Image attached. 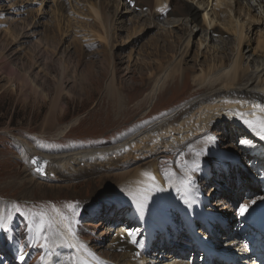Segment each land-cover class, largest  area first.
<instances>
[{
	"label": "rangeland",
	"instance_id": "obj_1",
	"mask_svg": "<svg viewBox=\"0 0 264 264\" xmlns=\"http://www.w3.org/2000/svg\"><path fill=\"white\" fill-rule=\"evenodd\" d=\"M41 1L0 0V206L4 208L0 222V264H79L80 259L71 240L87 255L105 252L106 257L101 255L104 261L95 259L98 264H137L143 250L146 257H156L154 253L161 251L166 255L172 254L159 242L168 233L173 234V225L165 226L164 232V229L156 231L148 241L144 220L135 203L121 199V196H131L137 191V185L130 187L132 182L136 184V179L131 181L128 176L123 179L120 184L125 180L126 184L129 183L125 189L130 191H121L116 188L120 184L102 178L112 174L116 166L115 157L99 163L89 161L88 165L74 162L73 169H56L53 174L45 169L38 171L33 160L40 154L63 155L116 145L145 128L168 108L190 97L188 95L193 93L195 86L192 71L188 70L183 81L178 74L175 81L159 93L151 104L152 109L146 100L152 87L149 75L170 58L181 30L173 27L172 20L162 17H152L154 23L149 20L146 9L153 0H148V3L144 0H91L101 7L109 28H102L94 19L86 5L90 0ZM176 1L169 0V3L173 5ZM197 16L193 24L186 22V26L196 33L190 39L187 62L183 66H193L202 24L200 10ZM244 16L240 14L238 19L248 23ZM251 23L246 24V40L241 49L248 50L245 56L250 54L248 60L253 67L259 60L264 63V57L253 61L252 58L257 57L251 56L257 45L258 30H264V25L254 27ZM24 30L33 34L27 42L22 39ZM224 39L222 43L218 39L215 42L204 41L194 69H199L205 59L201 54H205L207 62L229 56L232 36L224 34ZM214 44L219 51L210 47ZM62 66L65 71L60 86L57 80ZM107 83L119 89L122 103L106 92ZM69 122H72L71 127L63 136H57ZM235 127L225 131L224 127L214 126L206 136L212 145L225 146L224 151L236 148L239 152L237 144L240 140L252 137L239 126ZM216 131L222 135H215ZM216 136L221 140L216 142ZM181 149L186 151L179 155L175 153ZM34 151H38V155H33ZM199 153V147L189 145L178 146L168 152L139 155L130 168V174L135 178L133 173L136 171L133 170L141 172L140 168H143L145 172L153 161H158L160 173L174 168L180 173L189 162L202 161L201 156H197ZM244 153L242 157L237 156V163L230 165L227 171L224 166L229 162L224 166L210 167L204 192L211 187L209 182L218 173L219 185H227L236 196H245L244 186L238 190L240 186L235 184L234 177H229L248 164ZM163 180L172 181L174 178L163 173ZM202 180L204 178L200 180L201 184ZM214 191L216 189H212L210 194ZM14 204L19 206V212L12 207ZM68 204L76 205L78 214L74 215L66 207ZM53 209L62 217L57 216ZM40 212L54 220V227L45 230L49 237L47 247L40 246L43 241L36 234L39 217L32 215ZM64 224L69 230L68 237L62 231ZM181 230L180 227L177 235ZM122 238H130L134 244L130 250L135 254L132 257L124 256L126 249L118 246V240ZM57 241L65 245L61 247L64 248L63 255L58 257L55 253L60 254L62 250L55 249ZM111 254L118 257L112 258ZM21 256L24 257L22 261ZM178 259L189 263L197 258L190 252L178 256ZM150 260H144V264H151L153 261Z\"/></svg>",
	"mask_w": 264,
	"mask_h": 264
},
{
	"label": "bare ground",
	"instance_id": "obj_2",
	"mask_svg": "<svg viewBox=\"0 0 264 264\" xmlns=\"http://www.w3.org/2000/svg\"><path fill=\"white\" fill-rule=\"evenodd\" d=\"M45 1L42 0L41 3ZM59 1L61 0H55V3ZM144 1L148 3V0ZM192 1L177 0L175 4L171 5L169 0H153L146 9L148 11V18L152 23H154L152 17H162L166 20H172L170 23H174L173 27H176L179 31L181 30L174 49L170 48L174 50L170 58L163 65L160 63L161 66L154 73L151 72V76L149 75L150 80H152V87L146 95V100L147 102L149 101L148 107L152 109L151 104L154 99L157 98L159 93L164 92L168 88L167 86L170 82L175 81L178 74H181L183 81L188 70L192 71V79L195 86L193 93L188 95L190 97L185 98L178 105L168 108L159 118L152 122L150 121L145 128L139 129L134 135H129L116 145L86 149L63 155L40 154L37 157L39 168L48 170L50 174H53L56 169L63 171L65 169H73L75 167L74 162L88 165L89 161L99 163L115 157L114 162L116 166L113 167L112 174L101 177L111 179L116 184L123 182L122 180L127 176L128 178L130 177L131 181H133L132 179H136V184L134 185L132 182L130 187L132 185L136 187L137 185V191L133 194L130 192L131 196H128L129 194L127 196L123 195L121 199L125 202H127L125 200L127 199L133 202L132 204L135 203L134 205H136L144 220V231L148 241L152 239L156 231L164 229V232L165 226L168 224H172L174 227L171 228L173 234L168 233L159 242L165 245L172 254L166 255L161 251L160 253H154L156 257H146V253L143 250L142 257L137 264H144V260L147 261L148 258L153 261L151 264L164 262H170V264H188L182 259H178V256L188 254L187 252L191 248L193 249V246L187 239L183 238V233H185L186 229L183 228V232L181 230V233L177 235V230H180L181 227L180 223L183 226L182 219L180 218L183 210H189L192 214L199 215L202 218L199 221V233L203 238L213 243L216 248H219V250L230 253L234 245L241 244L242 247H246L247 241L239 239L241 232L244 231V227L246 226L243 225L234 229L230 222L237 213L236 204L238 200L233 198L236 194H233L232 189L228 188L227 185L222 186L218 184V173L209 182L211 183V187L204 192L207 188L205 179L210 176V167L213 165L224 166L226 162H229L230 164L228 163L224 166L225 171H227L230 165L237 163V156L242 157V153L248 150V152L244 153V159L248 161V164L241 166V170H235L237 173H231L229 177L233 176V180L240 182L238 190L244 186L245 190L251 191L250 196L247 194L242 198L240 206L243 204L251 206L264 199V185H259L256 182V178L252 179L251 177L252 175L256 177L258 173L264 170V140H261L243 122L244 119L251 120L264 116V113H261L259 109L254 107L255 105L264 107V63H262V60H259L253 67H250L248 60L250 54L245 56L249 53L248 50L241 49L244 40H246V24L250 25V22H252L251 25L254 27L255 25L258 27L259 25H264V0H195V2L193 1L194 5H192ZM87 2L86 5H88L89 10L99 25L102 28L104 26L109 28V25L107 26L106 24L107 19H104V14L99 4L91 0ZM158 9H163V11H158ZM198 10L201 11L202 24L199 31L200 38L196 41L197 51L193 55V66L190 67L192 64L190 66H183V63L187 62L186 57L189 52L190 39L196 33L186 26V22L188 20L190 24H193L198 18ZM209 10L211 12L207 15ZM252 11L255 14L251 13ZM240 14L249 16L248 19L245 16L243 17L248 20V23H246V20L241 21L238 19ZM224 34L232 36L230 57H222L207 62L208 59L205 54H201L205 59L200 64L199 69H194L203 42L207 40L215 42V39H218L222 43L225 41ZM32 36V32L24 30L22 32L23 42H27ZM211 45L212 49L216 48L218 50L215 44ZM247 46L251 49L249 44ZM223 52L228 55L226 50H223ZM253 55L257 57L256 59L252 58L253 61L264 57V30H258L257 45L251 52L252 57ZM63 71L65 69L62 66L59 79L57 80L60 86L63 84ZM106 85V92L114 95L118 103H122L123 97L119 89L112 88L113 85L110 83ZM253 113H255V116L252 115ZM240 114H244V117L241 118ZM71 124L72 122L66 123L65 128L57 136H63L64 132L71 127ZM214 126L218 128L224 127L225 131L226 128H236L235 126H239L241 129L249 132L248 134L252 138L247 140L249 141L248 144H237L238 148H240L239 152H237L236 148L224 151L226 149L225 146L220 148L217 144L212 145V141L206 136V132ZM215 135L222 134L216 131ZM217 140H221V137L216 136V142ZM189 145H195L201 149V153L197 154V156H201L202 161L189 162L180 173L177 170L175 171V168L174 170L163 172L168 177H173L174 180L172 181L163 180V173H160L158 161H153L150 165L148 164L149 166L145 168V172L143 168H140V170L142 169L141 172L133 170V172H137L133 173L135 178L130 174L132 171L130 168L139 155L146 156L150 152L156 153L158 151L168 152L172 148ZM185 151V149H181L175 153L179 155L180 152ZM37 153L38 151H34L33 155H38ZM254 153H258V155L253 156ZM249 155L251 156L249 157ZM59 158H61L60 161L57 160ZM118 158H120L119 161ZM238 176L245 178L247 181L239 180ZM202 178H204L202 180L203 184L200 183ZM125 180L123 184L117 185L116 188L121 189V191L127 188L129 183L126 184ZM212 189H216V191L212 195H209ZM141 204L143 207H141ZM3 215L4 208L0 206V222L3 219ZM222 221L228 222L225 228H221L220 223ZM209 227H212L216 231V238L209 236L210 234L206 231ZM62 231L65 233V237L69 236V230L65 224L62 227ZM220 233L224 235L222 236ZM129 239L122 238V240H118L117 244L123 250L126 249L124 256L130 255L132 257L135 254H133V250L132 252L130 250L134 247V244ZM71 244L76 248L75 251L81 260V264H85V262H87L86 264H98L95 259L104 261V257H106L105 252L100 253L104 257L96 254L87 255L81 247H77L73 240H71ZM62 245L65 246L61 241L55 243V249L62 250L60 254L59 252L55 253L56 257L63 255L64 248H61ZM262 250L261 262L259 264H264V244L262 245ZM193 254H195V250L192 252ZM111 256L112 258L118 257L117 254H111ZM165 258L167 260L159 261V259ZM80 260H78L79 264ZM199 261L201 263L190 262V264H204L203 260ZM208 262H210V259Z\"/></svg>",
	"mask_w": 264,
	"mask_h": 264
},
{
	"label": "snow or ice",
	"instance_id": "obj_3",
	"mask_svg": "<svg viewBox=\"0 0 264 264\" xmlns=\"http://www.w3.org/2000/svg\"><path fill=\"white\" fill-rule=\"evenodd\" d=\"M158 11H163V9H158ZM255 108L259 109V111L261 113H264V107L260 106V105H255ZM241 118L244 117V114H240ZM253 116H255V113L252 114ZM254 133H256V135L261 139L264 140V116L262 117H256L255 119H244L243 121ZM241 144H248L249 141L247 140H240ZM37 161L34 159L33 163L35 164ZM38 171H42V169H37ZM253 203H255V201H253ZM13 207L16 209L17 212L20 211L19 206L17 205H13ZM69 210L72 211V213L78 214V208L76 205L73 204H68L66 206ZM141 207H143V205L141 204ZM250 205L248 204H243L240 206V213L241 215H244L247 210L249 209ZM54 212H56L57 216H61L62 214L60 212H58L56 209H53ZM33 216H38L39 217V222L37 225V237L43 241V243H41V247H47L48 246V234L47 230H51L54 227V220L53 218L49 217L46 213L44 212H40V213H32ZM21 261L24 259L23 256L20 257Z\"/></svg>",
	"mask_w": 264,
	"mask_h": 264
},
{
	"label": "water",
	"instance_id": "obj_4",
	"mask_svg": "<svg viewBox=\"0 0 264 264\" xmlns=\"http://www.w3.org/2000/svg\"><path fill=\"white\" fill-rule=\"evenodd\" d=\"M36 165H38V161L36 162Z\"/></svg>",
	"mask_w": 264,
	"mask_h": 264
}]
</instances>
